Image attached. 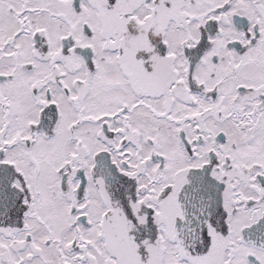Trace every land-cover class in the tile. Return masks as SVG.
<instances>
[{"label":"snow or ice","instance_id":"obj_1","mask_svg":"<svg viewBox=\"0 0 264 264\" xmlns=\"http://www.w3.org/2000/svg\"><path fill=\"white\" fill-rule=\"evenodd\" d=\"M0 264H264V0H0Z\"/></svg>","mask_w":264,"mask_h":264}]
</instances>
